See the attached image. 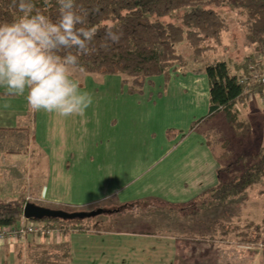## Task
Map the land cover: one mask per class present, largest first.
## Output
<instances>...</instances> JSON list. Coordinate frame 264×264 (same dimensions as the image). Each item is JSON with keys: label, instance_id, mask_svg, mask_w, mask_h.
<instances>
[{"label": "rangeland", "instance_id": "374dc122", "mask_svg": "<svg viewBox=\"0 0 264 264\" xmlns=\"http://www.w3.org/2000/svg\"><path fill=\"white\" fill-rule=\"evenodd\" d=\"M195 8L160 20L182 24L183 15ZM214 9L229 23L223 44L195 55L181 41L176 49L184 65L178 64L169 76L150 78L141 93H132L119 75L79 68L75 76L82 90L93 95L84 118L30 111L23 97H5L0 89L2 123L16 127L0 129V154L12 166L0 171V198L35 197L36 204L60 209L46 200L70 194L85 205L77 212L101 211L84 218L85 225L100 226L101 231L57 232L38 244L28 237L22 245L4 246L0 264H264V232L257 229H264V179L226 202L208 192L243 173L224 174L219 180V167L264 149L261 95L237 106L239 119L250 129L246 135L236 136L223 113L201 122L210 111L207 68L220 61L239 62L251 52L244 45L246 15L229 0ZM5 103L11 107L4 108ZM76 132L87 148L83 162L90 173L74 187L60 175L71 163L61 148ZM226 140L232 156L218 161L207 142L223 151ZM93 146L97 173L92 166L96 160L90 159ZM31 184L38 185L35 196H22ZM258 235L260 241L251 242Z\"/></svg>", "mask_w": 264, "mask_h": 264}, {"label": "trees", "instance_id": "16d2710c", "mask_svg": "<svg viewBox=\"0 0 264 264\" xmlns=\"http://www.w3.org/2000/svg\"><path fill=\"white\" fill-rule=\"evenodd\" d=\"M225 1L76 0L78 9L86 14L85 24L81 26L97 29L93 43L95 51L80 57L79 68L91 74L119 75L123 78V83L130 86L132 93H141L145 82L150 78L169 76L177 71L178 64L184 65V59L176 49V45L181 41L186 40L194 48L195 55H202L214 49L213 44L216 46L223 44L222 36L230 27L227 19L214 7L221 6ZM229 1L239 13L247 17L244 45L251 52L245 54L239 62L220 61L207 68L210 111L209 116L201 122H207L215 114L223 113L229 126L237 131L236 136H243L248 134L250 129L247 123L239 119L237 106L240 104L247 106L251 92L264 97V84L255 81L251 70L253 65L259 69L264 68L263 61L258 58L264 57V0ZM33 3L54 22L58 19L59 5L56 0H49L47 5L44 0H33ZM192 6L196 8L183 15L182 24L164 23L160 20ZM20 15L12 0H0V24L10 23ZM109 23L115 26L114 30L122 33L121 40L118 44L109 41L108 47H102L101 45L105 43L106 26ZM243 79L246 81L241 82ZM171 133L172 130L169 131V135ZM207 145L218 161L230 159L232 156L228 140L223 144V151H218L211 142H207ZM241 171L243 173L236 176L232 183L221 184L208 192H214L220 201L226 202L240 197L259 184L264 179V149L255 156L244 154L238 156L227 165L219 167L217 175L221 180L224 174ZM37 200L39 199L26 197L15 200L0 198V229L18 225L25 217V206L28 203L39 202ZM56 210L77 212L76 209L62 207ZM38 222L48 228L58 229L65 235L72 231L81 233L101 231L100 226L85 225L84 219L45 218ZM257 229L264 232L260 226ZM260 239L258 235L251 242H259Z\"/></svg>", "mask_w": 264, "mask_h": 264}, {"label": "clouds", "instance_id": "9594fccd", "mask_svg": "<svg viewBox=\"0 0 264 264\" xmlns=\"http://www.w3.org/2000/svg\"><path fill=\"white\" fill-rule=\"evenodd\" d=\"M21 15L0 24V89L5 97H23L33 112L60 118L86 116L93 95L82 90L75 73L80 57L95 51L96 27H84L85 15L76 0H56L54 22L33 0H12ZM47 5L49 0H44ZM109 23L105 43L118 44L122 33ZM10 108L9 103L3 105Z\"/></svg>", "mask_w": 264, "mask_h": 264}, {"label": "crops", "instance_id": "0c3cea01", "mask_svg": "<svg viewBox=\"0 0 264 264\" xmlns=\"http://www.w3.org/2000/svg\"><path fill=\"white\" fill-rule=\"evenodd\" d=\"M263 64H264V62H263ZM4 120H5V114L0 113V129L7 130V129L16 128V127H13L15 125L6 126L5 125L6 123H2V122H4ZM74 136H75V139L70 138L69 140H66L65 146L61 148V152L66 153L67 155L71 156V159H70L71 163H66V165L64 166L65 173L61 174L60 177H62L63 179H66L67 182L72 180V185L75 187L76 186L75 184L78 181L86 180V178L88 177L90 172H89L88 168L85 167V164L83 162V158L86 156V153H87V148H86L84 142L82 140L80 141V134L78 132H76L74 134ZM34 138H35V136H34ZM93 147H96V146H93ZM93 147H90V148L92 150L94 157L92 156V157H90V159L93 158L94 160H96L92 166L96 167L95 172L97 173V147H96V149ZM1 156H3V155L0 154V171L1 170L4 171L5 168H11L12 167L11 163L7 161L6 156H3V157H1ZM89 168H91V166ZM30 169H31V175H32L33 169H32V167L29 166V172H30ZM36 177H37V175H34V178H36ZM53 188H54V191L52 194H55L54 192L56 190L55 189L56 186ZM73 189H75V188H73ZM33 190H39L38 185L34 186L31 184L29 192L24 191L22 196L29 194V195H33V197H34L35 191H33ZM40 190L41 191L38 193L42 194L43 190L42 189H40ZM43 193H44V191H43ZM50 198L51 199L46 200V201H47V203L53 204V206H56L55 208H61V207H59L58 204H60L61 206H65L66 208H69L70 210H73V209L77 210V208H79L80 206H85V205H83L82 200H80L76 196H72L70 194L64 195V198L59 199L60 201L58 200V198L52 197V195ZM41 202H43V201H41ZM32 240L36 241L38 244V240H35L34 238H32ZM7 245L8 244H5L4 246H7ZM4 246L0 247V252L3 251Z\"/></svg>", "mask_w": 264, "mask_h": 264}, {"label": "built area", "instance_id": "2783aa9c", "mask_svg": "<svg viewBox=\"0 0 264 264\" xmlns=\"http://www.w3.org/2000/svg\"><path fill=\"white\" fill-rule=\"evenodd\" d=\"M251 70L255 77V81L259 84H264V68L259 69L256 65H253ZM245 81L246 80L243 79L241 82ZM255 94L256 93L252 92L249 94L250 100ZM57 232H59L58 229L48 228L41 222L32 221L24 217L18 225L0 229V247L5 244H9L10 246L22 244L28 237H34L37 240L41 238L49 239Z\"/></svg>", "mask_w": 264, "mask_h": 264}, {"label": "water", "instance_id": "95a60500", "mask_svg": "<svg viewBox=\"0 0 264 264\" xmlns=\"http://www.w3.org/2000/svg\"><path fill=\"white\" fill-rule=\"evenodd\" d=\"M101 211L92 213L68 212L64 210L49 209L35 203H28L24 208V216L30 220L40 221L45 218H54L62 220L84 219L100 214Z\"/></svg>", "mask_w": 264, "mask_h": 264}]
</instances>
